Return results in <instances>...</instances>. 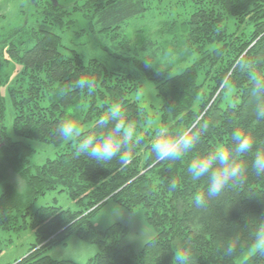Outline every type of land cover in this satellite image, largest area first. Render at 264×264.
Wrapping results in <instances>:
<instances>
[{
	"label": "trees",
	"instance_id": "trees-1",
	"mask_svg": "<svg viewBox=\"0 0 264 264\" xmlns=\"http://www.w3.org/2000/svg\"><path fill=\"white\" fill-rule=\"evenodd\" d=\"M59 1L43 5L44 21L27 39L19 37L21 30L0 37V88L6 87L13 104L17 136L16 140L6 136L0 96V230L20 232L29 226L36 234L28 255L14 264H76L45 255L71 235L100 248L86 264H172L175 250L189 239L194 264H264V255L257 253L240 262L251 249L258 226L264 224V176L252 172V154L244 158L246 182L209 200L206 209L196 208L192 201L195 193L206 191L205 179L194 182L187 174L193 158L229 144L237 128L253 136V152L264 148V119L257 122L256 116L258 107H264V0H189L193 10L180 27L197 58L177 74L155 71L146 61L134 59L138 79L110 70L96 59L85 63L76 53L66 56L55 29L67 25L66 19L77 10L68 11ZM161 1L82 0L78 11L93 33L96 27L102 33L142 17L153 3ZM231 18L236 28H229ZM119 56L114 53L115 58ZM14 63L23 67L22 74L4 77L1 71ZM82 75L95 77L94 92L73 87ZM144 82L154 86L157 106L136 101ZM117 99L143 135L128 165L118 158L98 164L78 156L76 142H68L66 151L55 159L35 171L29 167L28 158L35 150L26 140L61 146L65 142L54 135V129L70 111L87 134ZM198 118L201 125L208 122V130L196 147L181 161L157 162L151 152L157 128L164 125L180 131ZM6 165L26 181L24 196L8 183ZM173 180L177 189L170 191ZM56 190L66 192L80 210L53 205L32 214L39 198ZM109 201L130 212L145 211L156 235L141 252L121 244L128 234L121 224L103 232L93 228L91 217ZM229 241L237 247L232 256L224 254Z\"/></svg>",
	"mask_w": 264,
	"mask_h": 264
},
{
	"label": "rangeland",
	"instance_id": "rangeland-1",
	"mask_svg": "<svg viewBox=\"0 0 264 264\" xmlns=\"http://www.w3.org/2000/svg\"><path fill=\"white\" fill-rule=\"evenodd\" d=\"M32 0H0V37L8 38L14 31L21 30L19 37L27 39L31 36L33 28L38 27L44 21L43 5L50 0H38L32 5ZM82 0H61L59 3L68 11H75L74 15L66 19L67 25L56 28L55 31L62 38V50L66 56H72V52L87 63L89 59H96L110 70H117L121 74H130L137 78L138 68L134 59L144 60L155 71L171 70L173 74L183 71L197 58L195 49L185 43L186 36L182 33L180 23L189 18L192 12L189 0H162L152 4L150 10L142 17L125 23L119 29L107 32H99L83 18L78 11L83 5ZM229 28H236L234 20L228 21ZM23 30V31H22ZM16 36V38H19ZM148 50L143 51L146 44ZM158 56H155V52ZM115 54L120 56L115 58ZM127 57V58H125ZM150 61V62H149ZM23 67L14 63L9 70L1 71L3 76L11 75V78L22 74ZM0 96L3 99V124L6 136L16 140L13 125L15 110L9 98L6 87L0 88ZM146 106L158 105L155 88L151 82H144L142 91L135 96ZM35 150L28 158L29 167L35 171L37 167L45 165L55 159L59 153L66 151L65 142L61 146L38 143L26 140ZM5 176L17 192L24 196L27 190L26 181L14 167L5 166ZM2 188L0 186V196ZM57 206L66 210L78 211L80 207L66 192L59 190L50 191L35 203L32 214L46 206ZM93 228L103 232L115 224H121L128 230L127 236L121 241L123 246H131L139 253L155 235V229L148 223L145 211L142 208L130 212L118 205L115 201H109L91 217ZM36 241V234L31 227H26L20 232H6L0 230V264H14L30 252ZM97 244L71 235L66 241L49 249L45 255L59 262H72L86 264L99 252ZM250 249L241 258L240 262L255 254Z\"/></svg>",
	"mask_w": 264,
	"mask_h": 264
},
{
	"label": "clouds",
	"instance_id": "clouds-1",
	"mask_svg": "<svg viewBox=\"0 0 264 264\" xmlns=\"http://www.w3.org/2000/svg\"><path fill=\"white\" fill-rule=\"evenodd\" d=\"M96 85L94 76L82 75L73 82V87L89 93L95 91ZM259 87L257 83L256 89L259 90ZM256 116L257 122L264 119V107H258ZM207 130L208 122L201 125L200 118L180 131L161 125L156 130L151 152L157 162L181 161L196 147ZM54 135L61 142H76L78 156H86L101 165L115 158L122 165H128L135 149L143 140L136 122L128 118V113L119 99L112 102L107 114L99 117L94 130L87 134L80 120L70 111L58 123ZM232 144L235 145L234 149L230 146ZM254 146L255 140L250 132L237 128L232 133L229 144L218 146L190 161L187 174L191 180L195 182L205 179L207 185L206 191H198L192 197L196 208L206 209L209 200L220 198L227 189L246 182L248 163L244 158L248 154H252V172L258 177L264 176V148H256L253 152ZM176 189L177 183L173 180L169 190ZM191 242L189 239L175 250L172 264H194ZM250 247L254 253L264 255V224L258 226ZM236 250L237 247L229 241L224 254L232 256Z\"/></svg>",
	"mask_w": 264,
	"mask_h": 264
}]
</instances>
